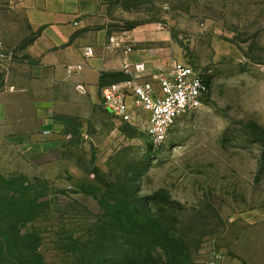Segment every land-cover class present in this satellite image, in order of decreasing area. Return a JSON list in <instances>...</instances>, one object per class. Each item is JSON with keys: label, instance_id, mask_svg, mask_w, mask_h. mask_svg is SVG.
Listing matches in <instances>:
<instances>
[{"label": "rangeland", "instance_id": "obj_1", "mask_svg": "<svg viewBox=\"0 0 264 264\" xmlns=\"http://www.w3.org/2000/svg\"><path fill=\"white\" fill-rule=\"evenodd\" d=\"M10 1L7 27L23 32V48L31 35L25 21L10 23ZM103 2L111 34L131 33L148 64L192 65L210 92L158 152L141 123L107 115L103 89L94 103L67 105V144L58 150L29 157L0 145L1 194L22 200L19 228L39 236L45 264H81L102 215L124 209L115 198L137 190L184 237L193 264L215 254L264 264V0ZM2 44L17 63L14 45Z\"/></svg>", "mask_w": 264, "mask_h": 264}, {"label": "crops", "instance_id": "obj_2", "mask_svg": "<svg viewBox=\"0 0 264 264\" xmlns=\"http://www.w3.org/2000/svg\"><path fill=\"white\" fill-rule=\"evenodd\" d=\"M10 3L11 13H15L10 23L16 28L25 21L31 38L25 47H19L25 36L7 27V0L0 1L4 23L0 39L5 47L14 45L19 57L17 63L0 71V145L7 149L24 151L29 157L58 150L67 144V118H72L67 116V105L94 103L100 89L130 79L123 71L124 63L161 67L158 61L148 64L152 61L142 53L126 54L111 46L110 39L116 35L106 26L108 10L103 0ZM88 49L94 56L86 57ZM69 65H82L83 69L72 75L67 72Z\"/></svg>", "mask_w": 264, "mask_h": 264}, {"label": "trees", "instance_id": "obj_3", "mask_svg": "<svg viewBox=\"0 0 264 264\" xmlns=\"http://www.w3.org/2000/svg\"><path fill=\"white\" fill-rule=\"evenodd\" d=\"M0 189V264H45L40 238L19 228L22 200L8 199ZM121 192V191H120ZM115 198L121 211L102 215V226L88 241L81 264H193L184 237L150 212L139 191Z\"/></svg>", "mask_w": 264, "mask_h": 264}, {"label": "built area", "instance_id": "obj_4", "mask_svg": "<svg viewBox=\"0 0 264 264\" xmlns=\"http://www.w3.org/2000/svg\"><path fill=\"white\" fill-rule=\"evenodd\" d=\"M110 44L114 49L124 47L128 54L134 52L135 41L128 34L113 36ZM92 56L93 50L88 49L86 57ZM11 64L12 57L0 42V68L6 70ZM82 69V65H69L67 72L74 75ZM123 71L130 79L104 89L103 105L123 123H141L152 152L163 150L179 122L202 109L211 89V80L185 62L173 61L165 68L124 63ZM202 264L228 263L223 256L215 254Z\"/></svg>", "mask_w": 264, "mask_h": 264}]
</instances>
